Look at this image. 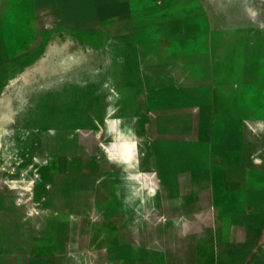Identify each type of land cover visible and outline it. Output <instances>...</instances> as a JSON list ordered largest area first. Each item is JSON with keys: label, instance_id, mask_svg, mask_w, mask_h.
Instances as JSON below:
<instances>
[{"label": "rangeland", "instance_id": "rangeland-1", "mask_svg": "<svg viewBox=\"0 0 264 264\" xmlns=\"http://www.w3.org/2000/svg\"><path fill=\"white\" fill-rule=\"evenodd\" d=\"M41 1L67 69L5 100L0 264H264V0Z\"/></svg>", "mask_w": 264, "mask_h": 264}, {"label": "crops", "instance_id": "crops-1", "mask_svg": "<svg viewBox=\"0 0 264 264\" xmlns=\"http://www.w3.org/2000/svg\"><path fill=\"white\" fill-rule=\"evenodd\" d=\"M41 2L43 6H47V9H50V1L44 0ZM20 11V0H0V117L5 115L6 98L9 99L12 97V101H8L7 106L8 109L12 110V113H15V108L19 107L15 103L14 97L15 93L20 90L22 74H24L26 69L31 67L35 69L36 66L34 65H36L37 59H45L50 63L49 71L44 72V75L48 73L49 76H52L62 73L61 71H54V68H61L62 71L67 69L66 63L63 67L61 63L56 64L50 57L48 58L45 49L48 43L62 37L63 33L68 30V24L64 23L65 26L63 27L60 26L59 21L52 22L53 24L50 23L51 26L45 28L44 38L41 40L44 45L40 44L41 46L34 47L40 37H38V32H34L28 40V46L22 48ZM38 19L39 17L36 18V20ZM48 21L49 19L44 21L45 26L48 25ZM33 30H36V27H33ZM26 48L27 50L25 51ZM30 72L28 71L26 73L33 74ZM10 86L12 87L10 88ZM11 90H13V94L10 93ZM3 121L0 119V123Z\"/></svg>", "mask_w": 264, "mask_h": 264}]
</instances>
